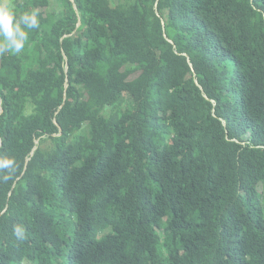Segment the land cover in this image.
I'll use <instances>...</instances> for the list:
<instances>
[{"label":"trees","instance_id":"16d2710c","mask_svg":"<svg viewBox=\"0 0 264 264\" xmlns=\"http://www.w3.org/2000/svg\"><path fill=\"white\" fill-rule=\"evenodd\" d=\"M8 2L0 264H264V0Z\"/></svg>","mask_w":264,"mask_h":264},{"label":"clouds","instance_id":"9594fccd","mask_svg":"<svg viewBox=\"0 0 264 264\" xmlns=\"http://www.w3.org/2000/svg\"><path fill=\"white\" fill-rule=\"evenodd\" d=\"M40 27L39 13L37 10L25 11L19 16L16 15L14 7L8 0H0V55L4 53L19 54L24 49L28 41L29 30ZM16 162L13 157H0V171L15 170ZM11 179L9 174H5L3 180ZM14 234L23 238V229L19 225H14Z\"/></svg>","mask_w":264,"mask_h":264},{"label":"rangeland","instance_id":"374dc122","mask_svg":"<svg viewBox=\"0 0 264 264\" xmlns=\"http://www.w3.org/2000/svg\"><path fill=\"white\" fill-rule=\"evenodd\" d=\"M49 1V7L44 8L45 11H53V10H60L61 8L58 6L57 4V0H48ZM112 1H116V0H112ZM112 111V108L108 109V113H110ZM50 135V134H49ZM52 135H57L56 133H53ZM236 140V139H235ZM238 141V140H236ZM39 143V141H37Z\"/></svg>","mask_w":264,"mask_h":264},{"label":"water","instance_id":"95a60500","mask_svg":"<svg viewBox=\"0 0 264 264\" xmlns=\"http://www.w3.org/2000/svg\"><path fill=\"white\" fill-rule=\"evenodd\" d=\"M73 1V0H72ZM37 144H38V142H37Z\"/></svg>","mask_w":264,"mask_h":264}]
</instances>
